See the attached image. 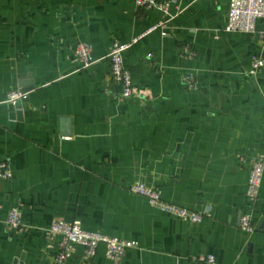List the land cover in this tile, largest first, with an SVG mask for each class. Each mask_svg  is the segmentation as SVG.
I'll return each instance as SVG.
<instances>
[{
    "label": "crops",
    "instance_id": "0c3cea01",
    "mask_svg": "<svg viewBox=\"0 0 264 264\" xmlns=\"http://www.w3.org/2000/svg\"><path fill=\"white\" fill-rule=\"evenodd\" d=\"M229 12L230 0H179L169 14L135 0H0V100L28 91L0 104V165L14 174L0 181V264H54L56 220L138 242L120 264H264V179L258 230L240 229L252 163L264 161V71L249 74L264 43L227 32ZM144 34L124 53L141 90L125 100L109 54ZM80 43L93 47L88 69L75 61ZM139 181L211 218L191 224L151 207L130 191ZM16 206L23 233L5 226ZM66 264L113 262L78 247Z\"/></svg>",
    "mask_w": 264,
    "mask_h": 264
},
{
    "label": "built area",
    "instance_id": "2783aa9c",
    "mask_svg": "<svg viewBox=\"0 0 264 264\" xmlns=\"http://www.w3.org/2000/svg\"><path fill=\"white\" fill-rule=\"evenodd\" d=\"M201 0H194L199 2ZM179 0H135L139 9L157 10L164 14H169L172 5L178 4ZM263 21V26L258 29V22ZM166 28V23L160 22L152 27L147 33L158 29ZM227 32H238L245 34L259 35L264 43V0H230L229 24ZM146 33V34H147ZM144 35L134 38L130 43L115 41L110 54L111 75L114 81L122 88L121 97L125 100L133 99L141 94V90L134 84L132 74L124 62V53L133 45L138 43ZM264 47V45H263ZM182 56L193 60L196 52L191 44H184L181 47ZM75 61L79 65V70L88 69L94 63L93 47L88 43H80L75 51ZM264 71V56L256 55L252 61L251 76H258ZM184 84L189 89L197 88L196 76L192 73L183 78ZM28 99L27 93L13 91L9 93L0 104L17 106ZM14 174L7 163L0 165V181H8ZM264 179V161L254 159L251 167L250 178L246 197L249 209L242 215L240 229L246 234H253L258 230L254 222L260 203V192ZM131 193L139 195L148 200L151 207L178 219L191 224H200L206 218H211L208 213H198L190 209L181 207L165 201L159 189L148 187L144 182H135L131 188ZM5 226L10 233H23L27 228L23 219V212L19 206L14 207L8 214ZM52 237L59 238L58 251L55 255L54 264H66L72 258L76 248L81 247L85 251V258L92 260L97 257L100 249H104L107 259L113 264H120L129 249H138L136 241H128L110 237L101 232L87 231L82 227L80 221L68 222L56 220L51 229ZM200 262L207 264H217L214 256L200 257Z\"/></svg>",
    "mask_w": 264,
    "mask_h": 264
},
{
    "label": "water",
    "instance_id": "95a60500",
    "mask_svg": "<svg viewBox=\"0 0 264 264\" xmlns=\"http://www.w3.org/2000/svg\"><path fill=\"white\" fill-rule=\"evenodd\" d=\"M21 92H22V93H28V91H23V90H22Z\"/></svg>",
    "mask_w": 264,
    "mask_h": 264
}]
</instances>
